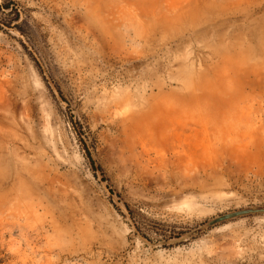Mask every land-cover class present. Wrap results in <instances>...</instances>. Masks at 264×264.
Instances as JSON below:
<instances>
[{
  "label": "rangeland",
  "instance_id": "1",
  "mask_svg": "<svg viewBox=\"0 0 264 264\" xmlns=\"http://www.w3.org/2000/svg\"><path fill=\"white\" fill-rule=\"evenodd\" d=\"M257 206L264 0H0V264H264Z\"/></svg>",
  "mask_w": 264,
  "mask_h": 264
},
{
  "label": "water",
  "instance_id": "2",
  "mask_svg": "<svg viewBox=\"0 0 264 264\" xmlns=\"http://www.w3.org/2000/svg\"><path fill=\"white\" fill-rule=\"evenodd\" d=\"M259 212H264V206H257V207H246V208H241L233 211H229L226 213H223L213 219H211L207 225L211 226L214 225L218 222L224 221L226 219H230L233 217L245 215V214H250V213H259ZM202 230V227L197 228L192 231V234L198 233L199 231Z\"/></svg>",
  "mask_w": 264,
  "mask_h": 264
},
{
  "label": "trees",
  "instance_id": "3",
  "mask_svg": "<svg viewBox=\"0 0 264 264\" xmlns=\"http://www.w3.org/2000/svg\"><path fill=\"white\" fill-rule=\"evenodd\" d=\"M89 158L91 159V157H89ZM91 163H92V164L94 163L93 159H91Z\"/></svg>",
  "mask_w": 264,
  "mask_h": 264
}]
</instances>
